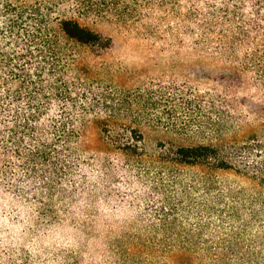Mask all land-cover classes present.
Here are the masks:
<instances>
[{"label": "trees", "instance_id": "obj_1", "mask_svg": "<svg viewBox=\"0 0 264 264\" xmlns=\"http://www.w3.org/2000/svg\"><path fill=\"white\" fill-rule=\"evenodd\" d=\"M101 26L197 118L124 95ZM0 200V264H264V0H0Z\"/></svg>", "mask_w": 264, "mask_h": 264}, {"label": "rangeland", "instance_id": "obj_2", "mask_svg": "<svg viewBox=\"0 0 264 264\" xmlns=\"http://www.w3.org/2000/svg\"><path fill=\"white\" fill-rule=\"evenodd\" d=\"M99 30L106 37H115L117 51L107 55L106 58L114 64L115 68H121L120 70H125L127 73L121 81L124 86L121 91H124V95L144 105L149 104L146 105L148 111L154 116L163 114L167 122L170 121L169 124L172 125L185 126L197 118L195 109H188L185 105L186 98L192 96L187 93L184 80L187 75H191L193 68L180 63L171 64L172 62L164 61L157 47L151 48V45H148L137 48L131 38L130 40L123 39L124 37L117 33L118 30L115 31L106 26L99 27ZM130 110H139V108L132 107ZM160 123L167 124L163 121ZM163 141L166 139L161 135L145 134V144L148 150L154 151L155 145ZM175 141L176 143L182 142L179 138ZM193 142L196 141L186 143Z\"/></svg>", "mask_w": 264, "mask_h": 264}, {"label": "clouds", "instance_id": "obj_3", "mask_svg": "<svg viewBox=\"0 0 264 264\" xmlns=\"http://www.w3.org/2000/svg\"><path fill=\"white\" fill-rule=\"evenodd\" d=\"M0 205H2V207H0V213H2L5 209L8 208V203L6 200H0ZM7 218L8 217L6 215L0 214V229H4V228L11 229L12 228V226L7 223ZM53 235H54L55 239H61V240L63 239V237L60 235L59 230H54ZM7 236H8L7 232L0 231V245L8 242ZM12 239L13 240L16 239V233L15 232L12 233ZM68 240H69V242H71V237H68Z\"/></svg>", "mask_w": 264, "mask_h": 264}]
</instances>
